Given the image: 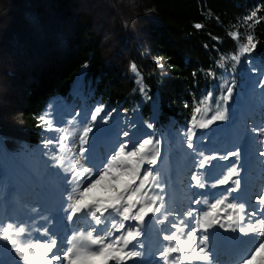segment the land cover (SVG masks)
Wrapping results in <instances>:
<instances>
[{
	"label": "trees",
	"instance_id": "obj_1",
	"mask_svg": "<svg viewBox=\"0 0 264 264\" xmlns=\"http://www.w3.org/2000/svg\"><path fill=\"white\" fill-rule=\"evenodd\" d=\"M252 11L257 16L245 22ZM137 23L149 30L145 59L136 51L142 36L134 32ZM197 23L202 27L195 28ZM236 31L239 40L229 35ZM249 34L256 48L240 56L238 63L231 60ZM221 57H229L224 67L219 66ZM154 59L164 65L166 76ZM131 63L137 65L142 85L136 83ZM246 80L252 84L255 106L242 117L245 123L254 122L261 110L257 108H264L260 86L264 80V0H0V96L1 90L12 91L7 100L15 105L3 102L9 107L0 111H15L19 121L17 127L3 126L0 118V144L8 150L16 145L8 138L22 139L29 146H41L49 139L41 116L51 118L61 110L74 119L101 105L105 106L102 116L111 113L107 123H101L104 133L114 132L108 140L110 147L119 140L121 124L129 125L125 131L138 142L145 133L144 122L162 135L174 129L180 144L193 127L194 114L197 122L211 118L217 103L224 109L221 96L229 84L242 86ZM141 86L147 95L141 93ZM209 93L211 99L201 105ZM197 105L200 113L194 112ZM205 107L211 109L206 114ZM201 131L206 133L207 128ZM29 172L44 181L34 170ZM37 184L41 195L50 191L46 183L44 187Z\"/></svg>",
	"mask_w": 264,
	"mask_h": 264
},
{
	"label": "rangeland",
	"instance_id": "obj_2",
	"mask_svg": "<svg viewBox=\"0 0 264 264\" xmlns=\"http://www.w3.org/2000/svg\"><path fill=\"white\" fill-rule=\"evenodd\" d=\"M137 26L138 28L134 32L136 35L140 34L142 36L138 39L136 51L141 58L145 59V56L149 55V30L144 24L140 23L139 25L137 23ZM153 61L158 65L159 61L156 59ZM158 68L161 67L158 66ZM161 69L163 71L162 76H166L167 73L163 70L164 67ZM78 84L82 85V79L79 80ZM228 87H232L233 94L232 98L226 104H223V108L227 109V119L211 125V127L208 126L206 133H203L201 128L195 126L194 148L187 147L186 136H182V143H176L179 138H177L174 129H169L166 134L162 135L154 132L153 127L148 128V122L143 123L145 133L138 140L140 141L151 135L154 139H158L161 142L159 145L160 157L158 163L154 166V171L159 173V183L163 187V191L160 194L163 196L165 209H162V212L166 210L169 213L182 215L186 210L192 209L201 217L205 213H210V220L213 218L220 220V224H212L207 229V232L201 230L196 233V236L207 235L209 237L207 250L210 253L211 264H241V260L249 255L256 242L260 239L252 234L245 235L238 229L233 231L227 228V216L234 214L233 210L227 209V204L245 203L249 212L258 208L257 197L264 192V156L260 155L261 152H264V134L259 132V129L264 128V108H257L261 110H259L258 116H255L254 122L247 120V123H245L242 117H247L249 108L255 106L251 94L252 84L246 80L242 86L236 82H231ZM1 91L3 97L1 98L0 96V108L5 109L4 107L7 104L3 102L15 107L10 102L11 99L7 100L12 95V91L8 92L7 89ZM16 95H19L17 90ZM262 96V100H264V87ZM159 103L160 93L158 92L155 102L156 106ZM7 107L9 106L7 105ZM96 107L98 106H94L91 112ZM3 110L0 111L2 125L9 124L11 126L13 124L17 127L19 121L16 118L15 111H12L13 113H5ZM10 110H13V108ZM56 111L54 117L49 118L53 121L55 127H70L74 133L73 145L69 152L59 153L55 145H49L46 148L45 143L41 146L38 143L34 146H29L22 139L8 138L9 143L16 144L9 149L12 152L6 149L5 145L0 144V221L22 222L28 225V233L18 238L21 243L46 240L47 237L43 236L42 232L36 231V229L47 227L50 233L56 235L58 246L62 248L65 246L64 240L75 230L87 227V222L83 219L73 218L71 221L67 219L68 213L64 209L66 208V198L72 185L66 182L68 174L53 166L54 161L51 157L53 155L71 157L75 153L81 159V163L86 167L93 168V171H95L96 168L102 166V161L111 156L117 145L127 140L129 141V147H131L137 142L130 135L128 137L122 135L129 125L122 126L121 124V128L118 130V137L120 136L121 138L119 137L114 147H110L108 140H111L114 132L104 133L103 130L105 129L101 128L103 121L98 117L94 123V131L89 134L88 143L83 145V147L87 148V152L83 154V157H79L81 145L75 137H78L85 123L90 122V114L80 115L73 119L61 114V110ZM12 130L14 131V129ZM11 134L14 133L11 131ZM6 135H10V133L8 132ZM60 135L61 133L55 130H48L47 132V137L53 140ZM201 142L203 144H200ZM237 149L240 152L238 157H230L228 160L219 158ZM200 153L216 155L218 158L211 162L210 167L201 169L198 167ZM233 164L238 165L240 169V188L235 192H229V189L234 187L231 182L228 185L213 186ZM144 167L147 168L149 166L145 164ZM29 168L32 171L34 170L38 177H44V181L32 175L29 172ZM187 168H189V171L186 170ZM193 174H200L206 183V187L194 186L195 182L191 180ZM95 178V176L92 177V179ZM34 180H37L41 187H44V183L49 185L50 191H47L46 195H41L38 190L39 185ZM93 194L105 195L106 193L103 188L98 187ZM224 197H227L224 205L219 206L218 209L211 208V205L217 199H223ZM197 199L201 200L200 204L193 203ZM257 218H264V212H260L255 218L246 217V220L250 221ZM156 219V216L151 215L150 221L145 218L144 223L139 225L143 235L136 241L131 242L128 245V249H133L135 246V250L140 251L141 256L127 260L126 264H163V260L159 257V252L168 245V241L163 240V236L174 231V229L170 227L168 222L164 224L156 223ZM169 220H173V217L169 216ZM137 223L136 221H128L125 222V226L128 227ZM193 223L194 221L189 222V227ZM221 224H224L225 227H221ZM120 234L119 232L116 233L117 236ZM194 243H198L195 237ZM140 245H143V247H140ZM54 251L56 250L54 249ZM172 255L175 256L176 254ZM0 264H23L19 257L16 256L13 245L3 240H0ZM110 264H116V262L112 261ZM169 264H171V257ZM177 264H187V262L181 258ZM253 264H258V261H254Z\"/></svg>",
	"mask_w": 264,
	"mask_h": 264
},
{
	"label": "snow or ice",
	"instance_id": "obj_3",
	"mask_svg": "<svg viewBox=\"0 0 264 264\" xmlns=\"http://www.w3.org/2000/svg\"><path fill=\"white\" fill-rule=\"evenodd\" d=\"M256 16L257 11H252L244 20L245 22L253 21ZM254 22L259 23L260 21L255 20ZM194 27L199 29L202 25L197 23ZM229 35L233 39L239 40L238 31L230 32ZM245 41L239 45L238 51L231 55V60L238 63L240 56L246 53L250 54L256 48L251 34L245 37ZM227 59L229 57H221L219 66L224 67L223 61ZM158 66L163 68L164 65L158 62ZM129 67L138 77L136 83L142 85L143 77L140 75L137 65L131 63ZM209 75L214 77L215 73L210 70ZM260 86L264 87V80L261 81ZM140 91L147 95L143 86L140 87ZM232 94V87H227V92L221 96V100L226 104L232 98ZM148 98L151 99V97ZM209 99H211V93L200 101V104H206ZM104 107L103 105L98 106L90 113V122H86L78 137H75L81 145L79 157H83V154L87 152V148L83 145L88 143L89 134L94 131V123L97 118L99 117L105 123L111 118V113L101 116ZM210 110L207 107L203 109L205 114ZM201 111L200 105H197L194 112L200 113ZM226 111L227 109L221 110L220 104L217 103L215 113L206 121L202 118L197 122L194 114L192 117L193 126L198 125L203 129L216 121L226 120ZM77 115L79 114L77 113ZM39 119L48 130L61 133L55 140H46L45 147L55 145L59 153L69 152L74 141V133L71 128H56L53 121L46 115ZM147 127L152 128L153 125L149 123ZM254 131L256 130L254 129ZM259 132L264 134V128L259 129ZM122 135L128 137L130 134L125 131ZM184 135L187 138V147L194 148L195 132L193 127H189ZM160 143V140L147 136L129 147V141L126 140L117 145L111 156L102 161V166L96 168L95 171L81 163V159L75 153L71 157L53 155L51 157L54 161L53 166L67 173L66 182L72 185L64 209L68 213L67 219L69 221L73 218L83 219L87 222V227L75 230L64 240L65 246L61 248L58 246L56 235L50 233L47 227L36 229L47 237L46 240L21 243L18 238L28 233V225L22 222L0 221V240L13 245L16 256L23 264H110L112 261H115L116 264H126L127 260L141 256V252L135 250V246L133 249H128V245L143 235L139 225H142L145 218L151 214L157 217L156 223L168 222L174 229L163 236V240L168 241V245L159 252L163 264H169L170 257L171 264H177L181 258L187 264H211L210 253L207 250L209 237L207 235L196 236V233L201 230L207 232L212 224H220V220L215 218L210 220V213H205L201 217L192 209L186 210L182 215L169 213L166 210L162 212V209H165L163 196L160 194L163 187L159 183V173L154 171V166L160 157ZM239 155L240 152L237 149L219 158L228 160L230 157ZM260 155L264 156V152H261ZM217 158L216 155L200 153L198 167L201 169L210 167L211 162ZM145 164L149 167L145 168ZM93 176L96 178L92 179ZM239 177L240 169L238 165L233 164L213 186L228 185L231 182L234 187H231L229 192H235L241 186ZM191 180L195 182L194 186L206 187L200 174H193ZM98 187L103 188L106 194L94 195V190ZM226 200L227 197L217 199L211 208L218 209L219 206L225 204ZM193 203L200 204L201 200L197 199ZM257 204L258 208L251 212L247 210L248 206L245 203L227 204V209L233 210L234 213L227 216V228L233 231L238 229L245 235L252 234L260 238L249 255L241 260V264H253L254 261L264 264V218L246 220V217L255 218L260 212H264V192L257 197ZM169 216H172L173 220H169ZM128 221L138 223L126 227L125 222ZM191 221L194 223L189 227ZM234 225L235 227H233ZM220 226L225 227L224 224ZM117 232L121 234L117 236ZM194 237L198 243H194Z\"/></svg>",
	"mask_w": 264,
	"mask_h": 264
},
{
	"label": "water",
	"instance_id": "obj_4",
	"mask_svg": "<svg viewBox=\"0 0 264 264\" xmlns=\"http://www.w3.org/2000/svg\"><path fill=\"white\" fill-rule=\"evenodd\" d=\"M146 220L147 221H150L151 220V214L148 217H146Z\"/></svg>",
	"mask_w": 264,
	"mask_h": 264
}]
</instances>
